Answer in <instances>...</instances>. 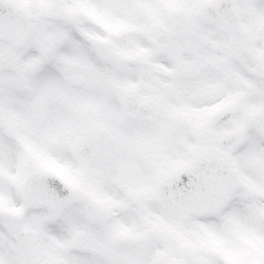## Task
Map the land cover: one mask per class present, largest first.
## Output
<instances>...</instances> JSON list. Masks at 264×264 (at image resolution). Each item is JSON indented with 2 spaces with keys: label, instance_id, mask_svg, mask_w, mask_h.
<instances>
[{
  "label": "rangeland",
  "instance_id": "obj_1",
  "mask_svg": "<svg viewBox=\"0 0 264 264\" xmlns=\"http://www.w3.org/2000/svg\"><path fill=\"white\" fill-rule=\"evenodd\" d=\"M13 1L30 12L33 24L31 38L25 48L15 49L6 42L0 43V109L5 110L10 120L17 122L12 126L20 134L19 142L28 144L32 150V146L37 149L43 145L47 150L52 146V151L64 148L70 152L81 124L77 114L70 119L68 98L77 104L70 107L71 110L78 108L79 111L82 101L98 98L96 87L103 85L104 99L113 98L116 105L113 93L121 84L101 71L100 66L106 63L96 55L97 38L104 39L98 35L94 41L81 39V34L90 32V29L79 25V21L93 28L100 23L95 10L99 2ZM100 1L112 5L121 13L125 11L122 0ZM136 1L141 3V0H133ZM259 1L264 3V0ZM184 10L189 11L187 8ZM254 10L258 17H262L259 9ZM115 14L121 15L118 12ZM78 17L81 19L72 24ZM126 67H121L122 72ZM208 68L205 70L209 74ZM75 74L84 78L80 87L70 82ZM89 84L96 87L89 91L82 89ZM200 84L203 89L208 88L204 79ZM234 86H230L225 95L229 97L233 92L241 93L242 87L238 89L235 82ZM260 87L264 89L263 85ZM210 93L211 90L205 92V96ZM243 94L246 97L239 95L234 101L238 102L241 96L244 98L235 106L236 113L230 122L214 129L213 122L206 123L198 117L196 121L204 124V128L206 126L209 135H194L192 130L185 128L184 135L175 137L172 142L171 136L166 137V144L157 143V137L152 138L154 140L149 142L155 143L156 153L148 154L150 161L141 158L143 162H138L136 158L137 163L132 168L124 169L117 166L116 160L112 162L118 150L117 143L113 137L107 136L97 138L103 147V154L90 163L84 161L86 163L79 165L75 159L65 160V156H59L63 166L66 165L69 170L85 171L82 189L98 195L101 215L96 224H89L82 208L68 203L64 212L57 218L52 217V234L48 218L39 221L38 229L32 231L28 248L21 247L15 240L19 230L18 217H5L2 213L4 209L8 213L9 208L18 205L20 197L18 199L17 193L23 180L21 168L12 175L13 167L8 158L12 157V153L9 151L6 155L5 151L6 148L15 151L18 141L7 140L8 137L0 130L1 170L6 173L7 182L19 183L17 191H13L0 176V264H22L29 252L39 257L42 264H264V95L259 97L247 92L246 95L244 91ZM213 99L223 97L217 95ZM210 100L196 99L193 103L203 105L206 102L207 105ZM192 104L186 103L185 111L191 109ZM116 109L119 111L117 105ZM94 110L101 112L104 105ZM112 120V117L103 115L96 119L106 128L117 131ZM115 122L118 125L116 116ZM187 124L193 126L191 121ZM232 130L243 135L244 141L236 149L226 151L220 145L219 137L224 131ZM125 137L126 141L132 140L128 134ZM176 144L181 146H174ZM206 151L230 156L237 165L240 181L221 213L205 218L181 219L155 201L157 182L161 176L174 170L180 161L192 160L198 153ZM21 158L19 155V164ZM9 176L13 178L9 179ZM131 192L133 197H129ZM84 231L98 234L104 241L113 240L111 246L116 258L104 261L74 252L75 241Z\"/></svg>",
  "mask_w": 264,
  "mask_h": 264
},
{
  "label": "flooded vegetation",
  "instance_id": "obj_2",
  "mask_svg": "<svg viewBox=\"0 0 264 264\" xmlns=\"http://www.w3.org/2000/svg\"><path fill=\"white\" fill-rule=\"evenodd\" d=\"M206 1L141 0L139 1L141 3H137L131 0L128 3L127 0H122L125 11L121 13L112 5L98 0L99 7L96 12L100 23L97 26L90 27L80 22L79 17L74 19L75 21L71 20L72 24L79 21V25H85V28L90 29V32L86 31L90 35L94 37L98 35L104 39L101 41L97 38L99 44L96 55L106 63L100 66L102 73L106 72L109 79L113 78L121 83L115 94L113 93L119 112L124 111L123 100L130 95L132 111L130 113L124 111L129 121L128 127L113 133L115 136L123 137L127 131L132 138L130 145L118 146L116 155L119 165L131 168L137 163L136 158L138 162H143L141 158L149 160L148 154L156 153L155 146L149 141L159 135L164 138L165 143L168 136L172 137L171 142L175 137H182L185 128L196 131L197 135H209L206 126L204 128V124L197 122L196 118L207 123L210 108L229 103L231 102L229 99H238L239 95L244 96L243 91L245 94L253 93L252 95L259 97L264 95V89L260 87L264 86V23H262L264 18H259L257 11L254 10L259 0L224 1H227L226 9L222 7L221 13L231 11L229 6L237 9V22L234 16L230 17V31L219 27L212 14L209 21L205 20L202 8ZM174 3L180 4L177 11L173 10ZM121 23L126 24L129 30L122 33ZM124 56H128L129 61L122 63ZM205 62H207L205 67H209V74L203 67ZM126 65L122 72L121 67ZM186 68L193 69L194 75H186ZM201 79L207 83V89L201 87ZM247 80L260 84L256 93L249 90ZM234 82L238 84V89L242 87L241 93L233 92L228 97L225 94L230 86L236 87ZM111 84L114 85V82L111 81ZM86 89L90 90L88 85ZM103 89L102 85L100 92ZM210 90V95L205 96V92ZM217 95L223 99H213ZM112 99L106 101L115 105ZM196 99L212 100L208 101L207 105L206 102L203 105H196L193 103ZM186 103H193L192 108L186 110L188 115L184 108ZM80 109L82 136L96 138L105 135V130L100 128L101 125L96 120L89 119L86 104H82ZM185 121L193 122V126L189 127ZM214 123L215 120L213 125ZM2 124L1 129L6 133L9 126L4 121ZM124 125L125 120H121L119 126ZM212 137L215 142V134ZM20 152L24 156L25 170H28L29 174L35 171L42 154L26 156L23 150ZM69 200V204L82 208L89 222H98L99 209L94 203L90 204L83 193L75 190ZM18 208L19 215H22L17 221L19 230H26L27 233L38 229L39 221L46 217L49 218L48 224L52 234V215L55 218L64 212L63 206L57 212L40 205L25 209L22 201L19 202ZM3 215L8 217L5 213ZM95 236L99 246L103 247V240L97 234ZM108 249L105 259H110L111 254H115L112 246ZM80 252H84L83 249H80Z\"/></svg>",
  "mask_w": 264,
  "mask_h": 264
},
{
  "label": "water",
  "instance_id": "obj_3",
  "mask_svg": "<svg viewBox=\"0 0 264 264\" xmlns=\"http://www.w3.org/2000/svg\"><path fill=\"white\" fill-rule=\"evenodd\" d=\"M29 20L30 14L20 9L16 3L0 0V40L11 42L15 47H23L30 35ZM221 115L226 118L228 112H222ZM226 138L228 137H224L223 141ZM90 147L88 142L81 145L78 152L86 151ZM90 149L97 153V148ZM42 176L39 177L40 180L34 181L37 185L42 184ZM235 181L234 168L229 161L222 157L202 159L182 166L171 176L161 180L156 197L182 217L205 216L218 212L225 205ZM52 185L58 192L67 191L59 179H52ZM30 192H34V187ZM83 244L86 245V242ZM88 248L95 254L100 252L92 246Z\"/></svg>",
  "mask_w": 264,
  "mask_h": 264
}]
</instances>
